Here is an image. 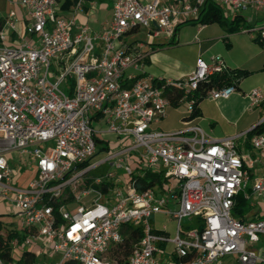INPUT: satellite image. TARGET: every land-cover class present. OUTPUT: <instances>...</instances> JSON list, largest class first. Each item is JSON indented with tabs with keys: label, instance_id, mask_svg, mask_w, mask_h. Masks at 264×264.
<instances>
[{
	"label": "built area",
	"instance_id": "obj_1",
	"mask_svg": "<svg viewBox=\"0 0 264 264\" xmlns=\"http://www.w3.org/2000/svg\"><path fill=\"white\" fill-rule=\"evenodd\" d=\"M207 2L225 16L264 14V0H112L110 21L94 31L61 17L60 0H20L21 33L18 18L7 14L0 26V202L19 229L3 226L10 260L0 264H18L17 248L40 258L30 264H112L108 254L129 227L142 235L124 264H219L226 256L264 264V217L233 215L238 197L252 208L253 200L264 203V175L253 171L258 164L264 174V160L250 155L264 157V132L241 154L233 138L210 140L187 119L198 100L237 92L229 85L198 95L227 69L224 62L198 58L176 80L144 71L153 50L148 42L174 38L175 28L197 19ZM86 5L92 0H74V14ZM240 31L264 48V25ZM140 32L148 49L123 41ZM245 98L249 112L264 105L260 90ZM171 107L186 110L183 128L155 130ZM97 141L108 149L94 161ZM26 172L32 176L17 188ZM158 214L175 222L172 237L165 227L153 228ZM9 234L15 236L8 241Z\"/></svg>",
	"mask_w": 264,
	"mask_h": 264
},
{
	"label": "crops",
	"instance_id": "obj_2",
	"mask_svg": "<svg viewBox=\"0 0 264 264\" xmlns=\"http://www.w3.org/2000/svg\"><path fill=\"white\" fill-rule=\"evenodd\" d=\"M99 1L100 2H98L97 0H92L93 6H91V8L90 7L88 8V5H86L84 7V10L82 11V13L74 14V9H73L74 0H60L59 15L63 18H72L73 17L77 25L86 24L92 30L98 31L103 24L107 23L111 19V10H108L107 5L105 4V2L103 0H99ZM176 1L177 0H161V2L163 4H174ZM182 1H189L190 2L193 0H182ZM19 2H20V0H0V26L2 25L7 14L9 12H13L19 20V23L17 25V30L19 33H21L23 30L25 21H26V10L19 4ZM97 9H98V12H97ZM97 13L102 14L101 20L99 18H95ZM243 14H248L251 17L252 23H250V24L254 25L256 22H260L261 26L264 25V14H262V13L254 14L251 12H242L239 14H233L230 16H226V19H228L229 17H231V19H232L234 16H238L241 27H244L245 21L243 18ZM89 20H94L92 25H89ZM77 21H80V24L77 23ZM249 26H251V25H249ZM208 27H209V25H207V26L198 25L194 31L192 30L191 33L189 32L187 34L182 33L180 31V28H179L177 30V32L175 33L174 38H172L171 40H169L167 42L162 40V39L161 40L156 39V40L149 41L148 43L154 47H161V46L170 45V44L172 45L174 40H175L174 45L175 44L176 45L182 44V45H185L186 47L189 46L191 43H193V44L197 45V48H196L197 54H196V57L194 58L193 61H191L187 65H183V67L179 71H177V73H176L177 75H172L171 78L156 77L152 74H147L146 73L147 69H145L144 71L146 73V76H152L154 78H162V79H168V80H176V79H179V78L189 74L190 72H192L194 67H195L196 60L198 58L202 59L206 63H210L212 58H214L216 56H220V53H223V55L227 58L226 61L228 62V58L231 55L230 50L232 49L231 43L228 42V36L233 37L236 33H229L227 31L228 27L225 26V29H226L225 34L227 35V36L225 35L226 37H224L223 36L224 34H222L221 32H219L216 35H209V33L206 32ZM252 28H254V27L252 26ZM240 33L243 34L241 31H240ZM144 36H145V34H144ZM200 37H201V39H200ZM250 38H251V40H254V39H252V37H250ZM144 40L146 41L145 37H144ZM200 40L205 42V43H203L204 45L200 42ZM215 40H219V41L222 40L223 48H224L225 52L221 49L218 52L219 54H217L216 56H212L208 61H206L205 59L202 58V56L205 52L204 47L207 46V50H208L212 45L215 44L214 43ZM137 41H138V39H135L134 42H137ZM226 43H228L230 45L229 48H226ZM170 49H172V48H170ZM153 51L154 50H152V52ZM149 58L147 59L146 65L150 63ZM220 58H221V56H220ZM224 64H225L226 68L229 69L227 67V63L225 62ZM234 69L246 70V71L250 72L251 75L249 77H252L254 75H258L260 73H264V49H262L261 51L258 50L257 53H254L252 56L249 55L245 59V62L243 63V65H241V66L236 65V67H234ZM229 70H232V69H229ZM249 77L239 81L237 92L235 94H233L229 99L218 100V101L208 100V101L213 102V103H222V105H224V106L228 105L232 101L236 102L239 100V102L241 104V109L239 110V112L236 113L235 117L233 118V121L231 123L232 124L231 125L232 131H230L226 134H217L216 135L215 134V132H216L215 124L210 123V121H208L205 117H203V113L201 110H200L201 117L192 121V124L199 126L206 133V135L208 136V138L210 140L219 141V140H223V139H227V138H233L235 146L238 149L239 153H241V154H246L248 151H251L250 150L251 149V147H250V139L251 138H247L246 134L248 132H250L261 120H264V105H261L260 107L254 109L251 112L247 111V99L245 98V95H247L249 92H247V93L243 92L241 90V85L245 81H247V79ZM171 108H178V107H171ZM184 117H186V115L182 116L180 119V121H181L180 127L181 128L179 130H181L183 128L182 120L184 119ZM250 155H252L253 157H256V158L258 157V159L264 160V157H259L253 151L250 153ZM253 171H255L256 175H259V176L264 175V174H262L261 170L259 169L258 164L255 165V168ZM28 174H29V172L24 173L23 176L20 177L18 182H22L23 185H25L26 181L32 176V173H30L31 175H29V176H28ZM252 202H254V208H252L249 205V203L247 202V206H246L247 212L243 216L244 220H250V219H254V218H258V217H264V203H257L254 200ZM11 216L12 215L9 214V210L7 211V209H6L5 204L0 202V219L3 217L11 218ZM2 224H3V226H5V228L9 227V228L13 229V227L11 226L12 223H10V224L2 223ZM171 248L172 247L170 245H168V246H166V249L165 248L164 249L166 250V252L170 253ZM23 253H26V252H22V255H23ZM34 259L36 262L40 261V258H35V256H34ZM227 263L228 264H233V263L239 264L236 256L223 257L219 262V264H227Z\"/></svg>",
	"mask_w": 264,
	"mask_h": 264
},
{
	"label": "rangeland",
	"instance_id": "obj_3",
	"mask_svg": "<svg viewBox=\"0 0 264 264\" xmlns=\"http://www.w3.org/2000/svg\"><path fill=\"white\" fill-rule=\"evenodd\" d=\"M100 2L99 0H97ZM105 4L107 5L108 10H111L112 8V0H103ZM102 1V2H103ZM98 12V9H97ZM102 14L97 13L95 18H99L101 20ZM94 18V19H95ZM243 18L245 21V29L252 28H259L261 26L260 22H256L254 25L250 24L252 23L251 17L248 14H243ZM229 19V20H228ZM227 20H222L220 24L213 23L209 25L207 29V33L209 35H216L219 32L224 34L223 36L226 37L225 34V26L228 25L227 22L231 21V17H229ZM94 20H89V25H92ZM77 23L80 24V21H77ZM251 25V26H249ZM198 25H191V24H184L180 27V31L184 34L191 33V31L195 30ZM226 35V36H225ZM144 32H140L137 35H129L125 36L123 38V41L126 43H134L135 39H138V41L143 42L146 44L144 40ZM201 39V37H200ZM253 39V38H252ZM175 41V40H174ZM164 45L161 47H154L149 46L146 44L145 49H148L149 47L152 48L154 51L151 52L149 61L150 63L145 66V69H147V74H152L156 77H164V78H171L172 75H177V71H179L183 65H187L191 61L194 60L197 54V45L191 43L189 46H185L182 44L178 45ZM203 44L205 42L201 41ZM228 42L231 43L232 49L231 55L228 58V62L226 61L227 58L223 55V53H220V56L224 63H227V67L229 69H234V67L241 66L245 62V59L249 55H253L254 53H257L258 50H262V47L251 40L250 36L248 34H241L240 30L238 33H236L233 37L228 36ZM215 44L212 45L208 50L207 46L204 47V54L202 56L203 59L208 61L212 56H216L219 54L218 52L223 48L222 40H215ZM204 45V44H203ZM172 48V49H170ZM170 49V50H169ZM51 70H53V67H51ZM53 81V80H52ZM60 89L62 91H65V86L61 85ZM241 90L245 93L250 92L251 90H260L261 92H264V73H260L258 75H254L252 77H249L247 81H245L241 85ZM66 94H68L67 91H65ZM199 108L203 113V117H205L210 123L215 124V134H226L230 131H232V121L235 117L236 113L239 112L241 109V104L238 101H232L228 105H222V103H213L206 99L202 100L199 103ZM186 115V110L183 107L178 108H170L167 110V117L164 119L160 124L154 127L157 131L162 132H176L181 127V117ZM101 158H103L102 153H98L97 156L94 158V161H98ZM102 169L97 170V172H92L91 175L99 174ZM29 172L28 176L31 175ZM15 186L17 188H20L23 186L22 182H15ZM92 198V197H91ZM11 215V214H10ZM1 223L4 224H10L12 223V227L14 230L19 229V221L17 218L11 216V218L3 217L0 219ZM184 226L188 225L189 222H184ZM151 224L155 230H162L163 227L166 228L169 235L172 237L174 235V227L175 222L171 221L168 216L163 214H158L153 216L151 220ZM22 250L17 248L13 250L12 256L14 262L19 261ZM109 260V258H107ZM110 261V260H109ZM228 264V263H227ZM235 264V263H233Z\"/></svg>",
	"mask_w": 264,
	"mask_h": 264
},
{
	"label": "trees",
	"instance_id": "obj_4",
	"mask_svg": "<svg viewBox=\"0 0 264 264\" xmlns=\"http://www.w3.org/2000/svg\"><path fill=\"white\" fill-rule=\"evenodd\" d=\"M222 20H227L226 16L223 14L222 9L219 6H216L212 3L207 2L204 5L203 10L201 11L199 17L192 21H186L182 24H179L175 28V33L177 30L184 24H191V25H211L213 23L220 24ZM229 27L227 28V31L229 33H237L240 29L244 28L241 27L239 22V17L234 16L230 22H227ZM254 42L258 43L256 40H253ZM259 44V43H258ZM260 45V44H259ZM230 45L226 43V48H229ZM262 47V46H261ZM264 49V48H262ZM251 75L250 72L246 70H240V69H225L224 72L221 74H216L211 77V81L207 85H203L200 87L199 94L203 95L206 90H209L211 88H221L229 85H234L236 88H238V84L240 80L246 79ZM201 100H198L194 105V110L192 113L187 116V119L189 120H195L197 118L201 117V112L199 109V103ZM175 106V105H174ZM185 118V117H184ZM264 132V123L261 125L255 126L250 132L246 134L247 138H251L252 136ZM97 148L98 152H102L104 150H107V144L102 143L100 141H97ZM149 178V177H148ZM151 179V177H150ZM148 180V179H146ZM247 202L242 198L238 197L236 200V206L233 209V215L235 217H241L243 219L244 214L247 212ZM3 229V224L0 222V232ZM141 231L138 228L129 227L126 232V237L124 238L123 242L111 249V251L108 254V258L111 261L112 264H124L125 260L130 255L132 248L134 244H136L139 239L141 238ZM15 235L9 234L7 239L8 241L12 239ZM0 258L3 260H10V249L7 245V243L4 242L3 237L0 236ZM24 262H23V261ZM35 259L32 254L29 253H23L21 260L18 262V264H30L34 263ZM64 264H77L75 262H65Z\"/></svg>",
	"mask_w": 264,
	"mask_h": 264
}]
</instances>
